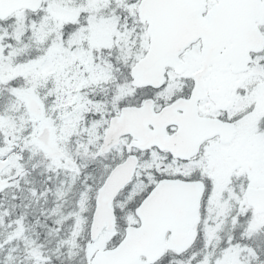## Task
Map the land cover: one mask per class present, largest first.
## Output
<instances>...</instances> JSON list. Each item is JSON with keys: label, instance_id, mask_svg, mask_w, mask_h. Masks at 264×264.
I'll use <instances>...</instances> for the list:
<instances>
[{"label": "snow or ice", "instance_id": "6c2138e0", "mask_svg": "<svg viewBox=\"0 0 264 264\" xmlns=\"http://www.w3.org/2000/svg\"><path fill=\"white\" fill-rule=\"evenodd\" d=\"M0 264H264V0H0Z\"/></svg>", "mask_w": 264, "mask_h": 264}]
</instances>
